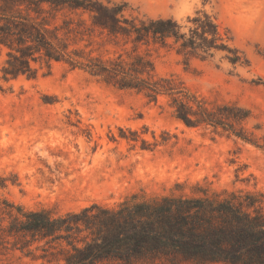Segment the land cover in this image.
<instances>
[{"label":"rangeland","instance_id":"obj_1","mask_svg":"<svg viewBox=\"0 0 264 264\" xmlns=\"http://www.w3.org/2000/svg\"><path fill=\"white\" fill-rule=\"evenodd\" d=\"M113 1H127L128 15L174 17L184 24L204 9L230 29L248 64L234 66L218 53L187 65L175 51L142 50L151 54L157 75L174 77L213 102L248 109L251 117L236 127L264 143V0ZM84 43L105 58L120 50L100 37ZM5 57H0V203L8 199L66 213L93 204L117 207L134 195L191 194L197 183L264 192L263 148L221 127L187 126L173 116L168 97L150 101L65 61L42 65L35 78L6 80ZM44 247L35 242L29 253L7 243L0 264H50L54 249Z\"/></svg>","mask_w":264,"mask_h":264},{"label":"trees","instance_id":"obj_2","mask_svg":"<svg viewBox=\"0 0 264 264\" xmlns=\"http://www.w3.org/2000/svg\"><path fill=\"white\" fill-rule=\"evenodd\" d=\"M128 8L127 1L113 0H0L3 78H35L42 65L65 61L150 101L168 97L173 116L189 127H221L264 149L236 127L251 117L248 109L213 102L174 77L157 75L151 54L142 50L175 51L187 65L218 53L234 66L248 64L230 29L204 9L184 24L174 17L128 15ZM86 37L120 50L114 57L95 55L89 43L80 45ZM35 242L54 249L50 264H264V192L197 183L191 194L134 195L117 207L93 204L66 213L2 200L0 260L7 243L33 253Z\"/></svg>","mask_w":264,"mask_h":264}]
</instances>
